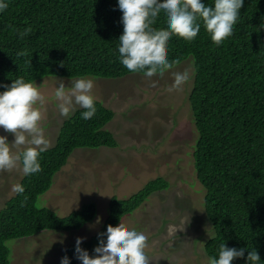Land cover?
Segmentation results:
<instances>
[{
	"label": "trees",
	"instance_id": "trees-1",
	"mask_svg": "<svg viewBox=\"0 0 264 264\" xmlns=\"http://www.w3.org/2000/svg\"><path fill=\"white\" fill-rule=\"evenodd\" d=\"M203 2L214 6V0ZM8 3L0 13V84H11L19 76L35 83L48 76L120 79L132 75L118 58L124 26L117 0ZM152 28L165 30L163 14ZM24 30L28 34L21 38L18 31ZM19 52L27 54L18 56ZM189 58L195 70L189 102L199 135L194 170L205 192L204 221L214 230L204 245L206 255L218 256L220 244L226 243L255 248L264 264V0H244L233 35L219 45L202 22L191 42L174 35L168 42V59L176 62L172 68ZM96 107L89 120L83 119L85 109H80L64 121L54 147L41 154L42 171L24 175L20 184L25 192L15 194L0 210V264H11L9 241L44 232L68 233L95 218L94 203L60 217L55 210L41 207L39 198L52 188L75 150L118 147L106 129L115 113L99 101ZM169 186L157 178L129 199L113 197L102 228L81 247L91 256L98 236L119 227L150 196ZM75 246H68L61 258L67 255L71 264H82L75 257ZM246 257L247 251L233 264H246Z\"/></svg>",
	"mask_w": 264,
	"mask_h": 264
},
{
	"label": "rangeland",
	"instance_id": "rangeland-1",
	"mask_svg": "<svg viewBox=\"0 0 264 264\" xmlns=\"http://www.w3.org/2000/svg\"><path fill=\"white\" fill-rule=\"evenodd\" d=\"M185 70L191 79L178 90L169 91L173 73ZM88 78L95 81L96 101L115 113L107 130L118 147L75 150L55 176L52 188L40 196L39 204L64 217L94 203L97 214L91 222L67 234L44 232L26 240L9 241L11 264H59L62 253L76 244L78 237L85 242L100 231L113 197L129 199L157 178L165 179L169 188L150 196L120 224L147 236L149 264H207L204 245L214 236V230L204 221L205 192L194 170L193 154L199 135L189 102L195 82L193 60L189 58L150 81L140 74L120 79ZM76 79L48 76L35 82L45 97V103L36 106L42 112L41 126L50 141L48 149L56 144L64 121L82 109L75 106L69 116H62L55 97L60 80L69 87ZM0 135L8 136L9 142L14 140V135L3 128ZM23 177L19 166L0 171V210L15 196L12 186Z\"/></svg>",
	"mask_w": 264,
	"mask_h": 264
},
{
	"label": "clouds",
	"instance_id": "clouds-1",
	"mask_svg": "<svg viewBox=\"0 0 264 264\" xmlns=\"http://www.w3.org/2000/svg\"><path fill=\"white\" fill-rule=\"evenodd\" d=\"M117 2L122 11L121 22L124 26L119 37L118 58L130 73L140 74L146 81L163 75L165 70L172 69L176 63L168 59V42L174 35L191 42L200 33L202 22L212 41L219 45L233 35L244 5V0H214V6L207 5L203 0ZM8 7V0H0V13ZM159 14L164 16L165 30L155 31L152 25L156 23ZM27 34V30L18 31L21 38ZM26 54L17 53L18 56ZM173 76L174 82L169 91L178 90L191 79L188 70L174 72ZM94 85V79L88 77L71 81L69 87H65L64 81L60 80L55 90L60 114L67 117L75 106H79L85 109L82 112L83 119L94 117L97 112ZM0 88L4 89L0 91V128L14 135L11 142L8 136L0 135V171L19 166L26 176L39 173L42 171L41 154L50 147V141L41 126L42 112L36 106L38 102L43 105L45 97L36 83L26 81L23 76L12 79L11 84H0ZM12 192L23 194L25 187L16 183L12 186ZM96 223H99V217ZM147 239L143 232L120 224L115 229H106L102 236L97 237V247L91 256L81 247L84 238L78 237L75 257L82 264H149L145 252ZM246 251V264H260L261 257L255 248L228 247L226 243L220 244L218 256L207 258V264H233L234 260L244 258ZM60 264H71V259L65 255Z\"/></svg>",
	"mask_w": 264,
	"mask_h": 264
}]
</instances>
